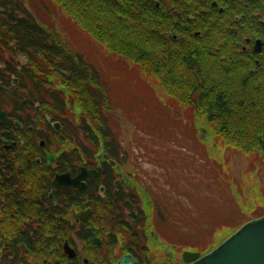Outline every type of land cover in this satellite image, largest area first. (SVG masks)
Listing matches in <instances>:
<instances>
[{"label": "flooded vegetation", "instance_id": "1", "mask_svg": "<svg viewBox=\"0 0 264 264\" xmlns=\"http://www.w3.org/2000/svg\"><path fill=\"white\" fill-rule=\"evenodd\" d=\"M227 1L223 4L234 8V22L245 17L253 28L246 38L241 35L238 45L254 51L256 41L264 43L257 25L264 0ZM211 6L219 5L212 0ZM16 17L27 19V14ZM0 47V111L5 114L0 119V264H117L124 256L134 264H160L150 259L145 232L153 219L160 222V203L157 215L150 216L153 193L135 184L148 180L146 171L130 163L123 172L128 157L121 145L105 148L98 130L96 134L92 129L97 139H91L84 130V122L89 126L85 118L72 126L64 117L66 103L51 98L50 77L38 79L40 74L23 55L22 64L3 58L6 52L24 54L18 44L2 42ZM37 79L46 80L48 87H38ZM43 107H48L45 112ZM80 169L93 171L80 180L82 188L56 180L64 174L72 179ZM142 190L148 192L145 204L138 195Z\"/></svg>", "mask_w": 264, "mask_h": 264}, {"label": "rangeland", "instance_id": "2", "mask_svg": "<svg viewBox=\"0 0 264 264\" xmlns=\"http://www.w3.org/2000/svg\"><path fill=\"white\" fill-rule=\"evenodd\" d=\"M17 2L27 14L26 20L38 24L66 54H79L83 63L98 71L108 107L101 108V114L111 137L128 157L121 169L124 172L127 164L138 163V168L146 171L148 180L135 184L153 193L150 216L157 215L155 207L160 203V222L153 219L145 229L150 259L180 264L184 251L203 256L246 223L264 217L261 156L244 154L225 144L214 125L193 105L169 97L145 67L103 49L55 0ZM20 55L28 58L10 52L3 58L22 64ZM33 57L39 59L38 55ZM39 74L42 79L50 77V87L63 92L60 99L66 103L64 117L68 122L77 126L87 118L89 129L97 134L99 129L86 116L79 95L57 76ZM47 108H41L42 112ZM133 173L137 172L133 169ZM147 193H138L143 204L149 200ZM156 242H160V249Z\"/></svg>", "mask_w": 264, "mask_h": 264}, {"label": "trees", "instance_id": "3", "mask_svg": "<svg viewBox=\"0 0 264 264\" xmlns=\"http://www.w3.org/2000/svg\"><path fill=\"white\" fill-rule=\"evenodd\" d=\"M55 1L103 49L145 67L169 97L193 105L225 144L256 153L264 162V48L258 55L252 47L238 45L253 28L245 17L234 22V8L227 9L224 0H216L217 8L212 0ZM2 9L0 43L18 44L38 74L57 76L78 94L86 116L99 128L101 144L117 145L101 114L108 107L96 68L83 63L79 54H66L38 24L16 17L23 13L17 0H0ZM259 18L263 38V6ZM38 79V87H48ZM53 90L51 98L59 101L63 92ZM84 124L85 133L97 139Z\"/></svg>", "mask_w": 264, "mask_h": 264}, {"label": "water", "instance_id": "4", "mask_svg": "<svg viewBox=\"0 0 264 264\" xmlns=\"http://www.w3.org/2000/svg\"><path fill=\"white\" fill-rule=\"evenodd\" d=\"M262 45L263 43L256 41L254 51L260 52ZM4 115L0 111V119H3ZM51 160L52 157L48 156V161ZM79 171L72 179L69 174H64L56 180L65 187L82 188L83 184L80 180L92 174L93 171L85 169ZM88 233L93 236L91 231ZM92 242L97 243L98 240L93 238ZM171 258L172 254H169L168 259ZM181 258L184 264H264V217L246 223L219 246L203 256L196 252L184 251ZM117 264H134V262L130 257L124 256Z\"/></svg>", "mask_w": 264, "mask_h": 264}]
</instances>
